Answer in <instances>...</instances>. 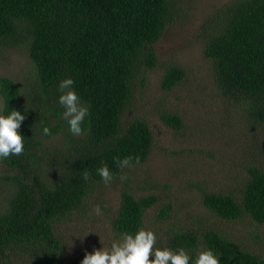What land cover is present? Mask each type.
I'll list each match as a JSON object with an SVG mask.
<instances>
[{"label":"trees","instance_id":"obj_1","mask_svg":"<svg viewBox=\"0 0 264 264\" xmlns=\"http://www.w3.org/2000/svg\"><path fill=\"white\" fill-rule=\"evenodd\" d=\"M180 9L176 0H0V46L22 45L31 64L26 93L0 75V111L25 116L19 129L24 151L0 160V264H64L63 221L85 212L87 195L103 183L97 169L106 164L114 178L127 167L119 166L124 158L128 166L147 158L153 141L148 123L122 116L133 112L134 87L157 63L153 45ZM200 28L216 88L264 124V0H228ZM184 76L180 64L171 65L161 89ZM66 78L88 108L78 136L68 131L58 104V85ZM160 117L181 126L177 114ZM246 171L239 196L203 192L202 205L224 220L247 216L264 224V162ZM157 200L122 189L110 218L113 233L144 228V214ZM169 213V205L161 207V223ZM164 234L165 248H183L190 257L211 249L219 264H264L263 256L216 230L178 226Z\"/></svg>","mask_w":264,"mask_h":264},{"label":"rangeland","instance_id":"obj_2","mask_svg":"<svg viewBox=\"0 0 264 264\" xmlns=\"http://www.w3.org/2000/svg\"><path fill=\"white\" fill-rule=\"evenodd\" d=\"M176 1L181 9L153 45L156 66L142 72L145 81H138L134 87L133 112L129 115L126 110L122 116L126 122L139 118L148 123L153 138L151 151L144 162L127 166L109 184L93 187L85 199V212L63 221L68 243L64 264H78L85 250L110 247L118 238L110 218L118 209L122 189L158 197L143 219L144 229L156 236L154 248H165L167 228L183 226L197 232H222L239 247L264 257V224L247 216L224 220L201 201L203 192L210 191L239 196L248 176L246 168L264 162V124L250 117L236 100L220 94L212 64L202 53L200 26L228 0ZM173 64H180L185 76L163 91V75ZM30 69L26 48L17 44L0 46V75L13 78L23 93L28 89ZM162 113L177 114L180 128L165 124ZM121 175L127 179L122 181ZM166 205L170 213L161 223L160 209Z\"/></svg>","mask_w":264,"mask_h":264},{"label":"clouds","instance_id":"obj_3","mask_svg":"<svg viewBox=\"0 0 264 264\" xmlns=\"http://www.w3.org/2000/svg\"><path fill=\"white\" fill-rule=\"evenodd\" d=\"M74 81L66 78L58 85V104L63 108L62 118L66 121L68 131L72 135H81V124L88 114V108L80 101L72 89ZM25 116L20 111L11 109L7 114L0 111V160L10 155L18 156L24 151L22 136L19 133L20 125ZM43 134L49 133V128L42 129ZM138 162V161H137ZM130 158L119 162L120 167L128 166ZM97 174L105 184L112 180V173L108 166L102 165L97 169ZM120 179L126 180L124 175ZM95 211L100 213L99 205ZM156 236L151 230L139 228L135 233L122 232L114 239L110 247H93L91 252L85 250L80 264H219L217 256L211 249L197 250L194 257H190L183 248H154ZM152 256L153 259H149Z\"/></svg>","mask_w":264,"mask_h":264}]
</instances>
